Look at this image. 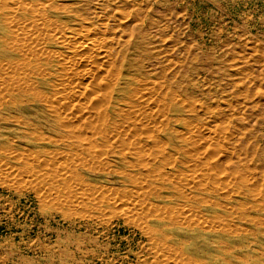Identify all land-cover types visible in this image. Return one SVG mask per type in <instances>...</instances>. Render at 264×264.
<instances>
[{
  "label": "rangeland",
  "instance_id": "374dc122",
  "mask_svg": "<svg viewBox=\"0 0 264 264\" xmlns=\"http://www.w3.org/2000/svg\"><path fill=\"white\" fill-rule=\"evenodd\" d=\"M51 1L65 9L64 14L59 15L60 21H67L70 27L83 25L89 34L103 40L102 50L109 55L110 64L118 68L117 71L121 67L123 70L127 68L136 77L134 85L149 81L158 85L163 94L174 92L171 97L166 94V105L180 104L176 107L177 120L173 122L177 131L181 134L189 129L193 134L197 129L218 131L217 149L226 151H217L221 154L215 152L217 154L211 156L219 163L221 175L225 176L216 180L217 183L214 181L216 193L198 195L211 198L215 204L221 203L205 207L202 203H185L173 196L165 201V205L175 206L164 207L165 214L172 218L175 212L178 213H175L176 218L179 213L183 216L198 214L195 210L207 212L208 224L212 226L207 228L214 229L200 231L205 237L218 238V242L193 239L189 228L174 224L165 217L156 218L149 211L152 206L145 205L154 199V195L134 201L130 192L134 190L133 185L123 181L119 171L121 165L103 153L91 158L81 155L79 159L84 166L88 161L86 166L77 169L80 175L69 185L58 188V191L52 188L50 192L56 197L54 200L47 197L48 187L44 183L38 182L43 186L37 191L38 185L31 181L33 177L10 159L11 156L24 157L30 149H35L21 138L15 142L12 138L26 131L32 136L42 134L39 129L26 128L24 131L25 127L14 121L13 117L40 113L42 107L31 103L21 105L19 110L0 108V264H174L175 254L178 256L182 252L202 258L209 264H219L221 256L228 264H264V225L261 226L264 224V0H9L8 12H13L9 15L14 27L20 21L24 32L29 35L30 28L25 25L33 18L19 15V10L26 7L31 13L35 6L41 7L42 4L46 7L45 17L50 19L55 12L48 10L46 5ZM72 16L84 18L83 22H71ZM86 18L92 22H87ZM13 35L16 34L12 32L11 42L17 36ZM165 141V146L169 147V141ZM197 141L188 138L184 144L189 156L190 153L195 157L210 153V149L205 150L206 146L198 150ZM3 167L15 172L10 175L7 172L5 177ZM198 167L190 165L181 169L185 173L198 174L203 166ZM17 169L23 173H16ZM226 174L230 179L231 174H240L248 181L236 182L233 178L229 181L228 178L226 184L223 181ZM208 184L209 187L213 185L212 182ZM171 186H175L174 182L169 184L170 189ZM252 186L254 191L250 193L248 190ZM138 192L141 194L140 190ZM40 197L42 201L44 198L43 202ZM52 200L54 205L58 202V206L50 203ZM131 202L148 209L136 208V212ZM226 204L230 206L226 207ZM150 215L154 216L147 217ZM243 215L244 220H241ZM252 217H256L255 223L250 220ZM235 225L243 228L240 231L237 226L235 231ZM222 226L229 228L220 231Z\"/></svg>",
  "mask_w": 264,
  "mask_h": 264
},
{
  "label": "bare ground",
  "instance_id": "6f19581e",
  "mask_svg": "<svg viewBox=\"0 0 264 264\" xmlns=\"http://www.w3.org/2000/svg\"><path fill=\"white\" fill-rule=\"evenodd\" d=\"M41 2L43 1H40V3ZM38 3H35L34 5H37ZM45 3L46 1L44 4ZM13 4L18 5L16 3ZM8 5H10L9 0H0V108L6 110H19L21 105L31 103H36L42 107L40 113L35 112L33 115L29 116H21L18 118L13 117L15 118L14 121L16 124L25 127L24 131H26V128L39 129L42 131L41 136H32L26 131V133H20L17 138H12L13 142L18 141L19 138H21L25 140L26 144H31L35 149H30V152H27L28 154L24 157L8 156L10 159L19 163L20 167L24 169L26 174L29 173V175H31L30 177H33L31 178V181L34 180L36 182V184H34L40 186H36L37 191L43 186L39 183H44L48 187H45L47 188V190L45 189L47 197L54 200L56 197L52 196V193L50 192L52 188L57 190L60 187L69 185L74 179H78V175L80 174H78L77 169L86 166L88 161L85 160L87 162L84 166V162L82 161V163L79 159L81 155L89 156V158H91V156H94L97 153H103L105 156H110L115 162L121 165L119 171L122 174L123 181L133 185L134 190H131L130 192L131 195L134 196V201H137L139 197L142 199L145 196L154 195V199L148 201L150 203H145V205L152 206V210L150 208L149 211H152V214H154L155 217L157 216L156 218L165 217V219L167 218L168 221H172L174 224L189 228L193 239L204 238L203 241L206 243L211 241L218 242V238L214 239L205 237L200 231L205 228L206 231L211 232V230L214 229V227L212 229L207 228L211 226L208 224L210 218L207 219V212L204 213V211L195 210V212L198 211V214L193 213V215H189L183 213V216H180L179 213L178 218L175 217V213L177 212H173L174 218L171 216L170 218L164 212V207L169 206L165 205L166 202H168L173 196L178 197V200H182L185 203H202L205 207H210L213 204L216 205L220 202L218 201L215 204L211 198L208 199V197L203 195L205 192L213 193L214 191V193H216L214 181H219L221 176H225V174L221 175L223 173L220 168L218 169L219 163L216 160H213L211 156L217 151H224L217 149V137H219V135L217 136L218 131L216 132L214 130L215 132H212L209 129V131L206 130V132H204V130L200 131L201 129H197L194 134L190 133V131L193 132L192 129L186 130V132L184 131L182 134L177 131V129L173 127V122L175 123L177 120V117H175L176 112L178 111L176 107H179L180 104L175 103V105L171 107L166 105V94L170 96L174 92L171 94H163L162 92L164 91L162 90L161 92V88L158 85L155 83L153 85L149 83V81L137 82V84L134 85L136 77L132 76L127 68L123 70L121 67L117 71L118 68H113V65L110 64L109 55L102 50L103 40H100V38L98 40L93 37L85 30V28H82L83 25L70 27L67 24V21L59 20V15L61 16V14H64L65 12V9L61 8V6L54 4L52 1L49 2L48 5H46L47 9L55 12L57 16L54 14L48 19L44 14L46 7L42 4L40 5L41 7L35 6L31 13L28 11L29 9H25L26 7L24 4L22 7L25 8H21L18 5L19 9L21 8L19 10V15H29L33 18L30 19V23H26V25L24 24L30 28L29 33L33 34L32 37L30 34L26 35L23 29L24 26H22L23 24H21L20 21V26L17 25L18 23L16 22L14 27L9 15L10 11L8 12ZM13 16H15V14ZM94 17L96 18V15H94ZM14 18H16V16ZM83 19L84 18L82 17L72 16L70 21L80 23V21L83 22ZM86 21L89 23L92 22L88 20V18H86ZM89 27L88 29H90ZM18 28H20V30ZM12 32L17 35H13L14 37L16 36L15 41L12 40L14 42L10 41ZM121 61L123 63L124 60ZM114 69H116L117 72H115ZM7 115L8 114H6L5 117ZM1 116L4 117L3 115ZM32 121L37 122L38 124H34ZM186 134L190 140H193V138L198 140L199 148L196 147L198 150L206 146L205 150L210 149V153L201 156L197 153V157L191 156V154L194 153H190V157L187 149L184 147V144L188 141ZM166 139L169 141V147L166 145L168 148L165 146ZM191 142L193 143L194 141ZM26 150L28 149L26 148ZM193 150L195 151L196 149L194 148ZM20 151H23V149ZM3 152H5L4 149ZM220 152L217 153L219 154ZM177 154L180 155L179 158L175 157ZM190 165L196 167L203 166V169L200 168L201 172L199 171L198 174L192 172V174L185 173L184 170L181 169V167H190ZM216 166L218 170H216ZM9 168H6L8 171H5L6 169L4 168L3 172L5 177H7L6 174L9 173L10 175V173L13 174V172H15L14 170H9ZM205 170H209V172H206ZM17 172L23 173L20 169H17L16 173ZM228 175L225 178L226 180L224 179L223 181H232V178L235 179L236 182L237 180L239 182L248 181L240 174L237 176L231 174V179ZM19 178L21 177L19 176ZM223 178H221V180ZM172 182H174L175 186H171L172 188L170 189L169 184ZM209 182L213 183L211 187L208 186ZM176 183L178 184L177 186ZM215 183H217V181ZM179 184H182V186ZM32 187L34 188V186ZM153 189H155L154 192L151 191ZM157 189L159 190L157 191ZM218 189L219 188H217V190ZM138 190L141 191V194H139ZM220 190L222 189L220 188ZM248 191L252 193L254 191L253 186ZM77 192L78 191H76V193ZM198 193L203 194L198 195ZM36 195H39V193ZM39 199L42 201L41 197ZM109 199L110 198H108V201H110ZM53 200L50 203H53L54 205ZM146 200L147 199H145V201ZM57 201L59 202V199H57ZM108 201L106 200L107 203ZM131 203L133 204L131 205L133 206V209L137 208L141 211L148 209L145 205H143L145 206L143 207L142 204L137 206L139 203ZM57 204L55 203V205ZM227 205L229 204H226L225 206L227 207ZM131 206H127V208H131ZM172 206L174 207L175 205L171 204V207H169L172 208ZM231 210H233V206ZM228 212L229 210L227 213ZM201 215L206 217L203 218ZM230 215L231 214L229 213L228 216ZM153 216L150 215L147 217ZM244 217L245 216L243 215L241 220H244ZM247 218L249 219V215ZM253 219L250 220L255 223L256 217L254 220ZM260 220L261 219H259V221ZM262 222L260 221L261 224ZM263 225L264 224L261 226ZM142 226L140 228H142ZM168 226L170 227V225ZM171 226L173 227L174 225ZM237 226L235 225L236 228L234 227L235 231H237ZM225 227L226 226H222V230L219 228L220 231L225 232ZM144 228L143 230L146 229ZM226 228H229V226ZM241 228L243 227L238 226L240 231ZM245 230L243 229V231ZM230 232L233 233L234 231L231 230ZM225 251L226 250L224 249V252ZM174 253L172 252V254ZM182 253L178 256L175 254V261H173L174 264H209L202 258H195L189 254ZM211 254L209 253L210 257L212 256ZM218 263L228 264V261L225 257L221 256Z\"/></svg>",
  "mask_w": 264,
  "mask_h": 264
}]
</instances>
